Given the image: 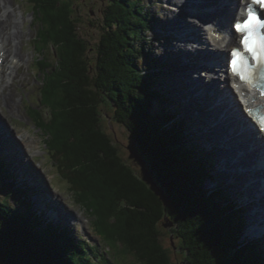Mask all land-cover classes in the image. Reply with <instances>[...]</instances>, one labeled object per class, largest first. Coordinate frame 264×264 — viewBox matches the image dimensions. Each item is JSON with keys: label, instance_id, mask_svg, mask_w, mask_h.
Here are the masks:
<instances>
[{"label": "trees", "instance_id": "1", "mask_svg": "<svg viewBox=\"0 0 264 264\" xmlns=\"http://www.w3.org/2000/svg\"><path fill=\"white\" fill-rule=\"evenodd\" d=\"M33 1L42 22L38 51L51 44L55 50L53 61L38 60L45 82L41 104L29 111L47 137L60 176L93 216L109 251L113 247L121 257V242L142 264H175L161 241L160 223L168 215L186 251L184 264H264L261 245L239 242L243 211L227 188H205L206 180L215 177L212 159L194 143L195 136L186 130L188 120L180 122L167 109L156 110L155 103L173 102L157 88L159 71L149 51L156 18L147 2L107 0L101 40L92 48L75 2ZM106 100L149 159L157 188L123 159L102 129L100 108ZM0 184L14 198L16 193L24 198L16 197L17 205H28L25 210L8 198L0 200V264H119V258L115 262L101 255L97 245L77 241L69 229L62 231L52 222L47 228L46 221L42 229L43 214L25 200L30 187H17L1 156Z\"/></svg>", "mask_w": 264, "mask_h": 264}, {"label": "bare ground", "instance_id": "2", "mask_svg": "<svg viewBox=\"0 0 264 264\" xmlns=\"http://www.w3.org/2000/svg\"><path fill=\"white\" fill-rule=\"evenodd\" d=\"M16 1L0 0V103H6L14 112L18 109L19 104L15 94V83L21 81L25 85V81L31 75L29 72L23 71V65L28 64L31 59V53L27 49L25 51L26 18L24 13L18 11ZM187 1L166 0L164 12L170 17V26L167 24V17L160 15L162 19H165L160 22L163 31L167 33L163 32V36L168 38L167 40L174 39L172 44L175 50L170 54H176L185 60V62H182L181 59L173 60L172 62L173 65L180 63V67L184 71L180 78V80H183L181 88L188 90V92L185 95H180L184 98L188 109L198 113L197 119L199 120L201 138L203 137L202 139L206 142L205 145L215 153L218 168L222 167L224 171L221 173L222 176H225L226 172L233 171L231 173L232 181L240 185H242L241 181L244 184L247 182L246 189L248 192L243 193V202L251 203L260 197L258 200L260 203L255 202L256 206L250 214L249 228L251 224L255 225V223L263 225L260 215L264 219V212H260V210L262 208L264 210V190H261L263 186H261L260 181L264 179V166H261V163L264 162V155L261 158V152L258 150V138L260 136L264 137V133L262 131L255 132L254 129L253 131L247 125H254V121L248 119L251 115L249 108L264 105V95H261V92L256 89L242 88V91L247 93L246 96L249 101L248 106H243L238 92L235 95L240 105L235 98H225L226 91H224L223 87L219 89L220 87L218 86V79L221 78L219 71L224 70L225 66L223 57L237 42V37L232 38L231 36L228 27L229 22L236 14L239 15L241 9L245 6L242 7L243 3L241 1L234 0V8L230 5L228 8L218 9L213 13L209 11L208 13L206 4H199L196 0ZM179 5L183 6L184 12L176 11ZM174 6H177V8H174ZM220 17L223 24L220 26V32L214 36L211 30H206L207 25L204 22L206 20L218 23V18ZM223 33H228L231 38L223 37ZM38 38H41V33H39ZM170 59L165 57L163 61L169 64L171 63ZM32 61L34 62V59ZM188 65L192 67L190 68ZM189 69L192 70L191 73L188 72ZM199 69H202L206 74L201 73ZM234 86L238 88L237 85ZM231 103H233L232 108L229 107ZM10 115L9 113L7 116L2 114L0 118L1 152L15 161L16 168L22 173L23 183L29 179L35 180L33 176L26 173L23 160L17 159L15 155L16 152L22 151L24 144L21 142L25 141L26 138L22 136L21 139L14 141L13 132L15 130L12 131L8 126ZM5 134L7 136L3 144L2 139ZM218 149L225 154L222 157L224 156L227 159L221 160L222 157H216ZM229 158L234 161L232 160L233 162L231 163ZM30 169L33 171L36 170V167L31 164ZM236 170L240 171V173L236 172ZM218 173H220L219 170ZM236 173H239V175H236ZM37 201L40 205L39 207H43V210L50 217L65 222V224H68L67 213L75 214L68 207L59 205L57 203L58 200L54 201L48 192L42 193ZM48 203L51 204V207L47 206ZM58 212H60V215ZM69 222L72 223V221ZM249 232L253 235L261 236L263 234V231L257 228H250Z\"/></svg>", "mask_w": 264, "mask_h": 264}, {"label": "rangeland", "instance_id": "3", "mask_svg": "<svg viewBox=\"0 0 264 264\" xmlns=\"http://www.w3.org/2000/svg\"><path fill=\"white\" fill-rule=\"evenodd\" d=\"M72 1L75 2L76 11L82 19L81 30L83 31L84 37L87 40H89L92 48L97 47V44L101 40V35H102L101 25L104 20L103 8L107 0H72ZM145 1L148 4L149 11L156 18V20H154L153 22L154 29L153 31L149 33V37L151 40L149 42V48H150L149 51H151V57L152 56L154 57L153 65L155 67H158L157 70L159 71L158 72L159 74H157V80H156L157 88L159 89V92L162 95L166 94L165 96L169 100H172L173 102L172 105L170 104L169 106H167L168 104H163L162 106L161 105L159 106V104L155 103L156 110H160V109L166 110L167 109L166 111L175 114L176 119L179 120L180 122H182L183 118L184 119L189 118L188 122L186 123V130L189 131L188 133L192 135H194L196 131L197 136L196 138L193 137L194 143L200 150H202V146L205 149H207L205 145L206 142H204V140L202 139L203 137L201 138L200 127L198 125L199 120L197 119V116L199 115L198 113H194L192 110L188 109L186 102L184 101V98L182 97V95H180V94L185 95L188 92V90L186 89L183 90L181 88V84H183V80H180V78L182 77L181 74L184 73V71H182L180 67V63L176 66L172 64L173 60L181 59L182 62H185V60L176 54H170L173 50H175L172 44L174 43V39L167 40L168 38H165L163 36L164 35L163 32L166 33V31H163V28L160 24V22L164 19V18L162 19L160 15H162L165 18L167 17V24L170 26V17L167 16V13L164 12L165 7L163 4L166 3V0H145ZM34 4L35 3L33 0H17L16 1V7L18 11L20 13H24L25 18H26L25 32L27 34L25 37V51L28 50V52L31 53V59L28 62V64L23 65V71L29 72L31 75L28 77V80L25 81V85H23L21 81H17L15 83L16 99L19 101L18 109H17L18 111L16 110V112H14L11 108H9L6 105V103H3V104L0 103V118L2 114L7 116L8 113L9 115L12 113V115H10V118H8L9 120L8 126L10 127L12 131L15 130L13 132L14 141H17V139H21L22 136L26 138L25 141L20 140L22 141L21 143L24 145L22 146V151L17 150L18 152H16L15 155L17 156V159L23 160L26 173L35 178L34 181L37 187H34L35 191L30 192L29 193L30 196L27 195L25 200H27V202L31 206H33L35 211L38 214H40L41 209L37 201L38 197H40L42 193L48 192L54 201L58 200L57 203H59V205H62L66 208L68 207L70 211L72 212L74 211L75 214L67 213L68 224H65V222H61V221H60L61 222L60 224L63 225L62 227L65 226L67 228L72 229L73 234L77 237V241H80L79 238L81 236L84 238L87 237L91 239L90 244L97 245L99 249V253L101 255L106 254V257L108 259L115 261V262H116L115 258H119L120 259L119 264H142L140 261H138V259L132 253L126 250V248L122 247L123 244L121 242H119V244L117 243V246L120 248V251L121 249L124 250V253L120 254L121 257L117 256V254L113 250V247L109 251V248H108L109 244L103 239V237L100 234L97 233L93 225V216L90 213H88V211L85 209L84 206L76 202V198L74 194L70 192L68 189L69 185L60 176L57 163L53 161L52 155L48 150V145L46 142L47 137L44 135V131L42 130V128L37 126V121L32 117V114L29 111L31 107L36 108L39 106V104H41L39 103V100L42 98L41 90L45 82V75L43 72L39 70L38 60H40L42 57H49L50 60L53 61V58H54L53 50H55L54 48L55 46L51 44V46L46 48L43 51V53H39L38 51L37 46L39 44V39H40L38 38V35L39 33H41L40 30H42V22H40L39 16L37 15V12L34 9ZM26 39L28 40L26 41ZM140 44L142 45V43ZM90 57H91V61L95 64L96 56L93 50L90 52ZM165 57L171 58L170 59L171 63H169V65L174 66V67H171L172 69H170L168 65L166 66V64H163L164 62L163 60ZM33 59H34V62L32 61ZM144 66L145 64H143V67ZM188 67L191 68L192 66L188 65ZM199 71L201 73L206 74V72H204L202 69H199ZM188 72L191 73L192 70L189 69ZM224 76L225 75H223V72H222L221 78L223 81H224ZM53 85L54 87L56 86V81L53 82ZM21 97L23 101L21 100ZM177 100L179 101L180 104L178 103ZM177 108L178 110H175ZM100 112H101L102 129L105 130L110 135V137L113 140V143L117 146L123 159L130 166L135 168L136 171L140 175H142L144 178L146 177L147 179H149V177L145 175V172L142 171L141 163L136 157L137 155H140L143 159L146 160L147 165L145 167L147 169L151 167V163L149 159H147L145 156H143L139 152V149L137 148L138 146L137 142L134 141V139L132 138L131 133L129 132L127 126L116 120L115 106L112 104L111 100H106L104 104L101 105ZM191 127L195 131H193ZM6 136L7 135L5 134V136L2 139L3 144H4V139L6 138ZM222 155L225 156L222 150L218 149L216 157L220 158L222 157ZM224 156L221 158V160L227 159ZM229 159L228 160L231 163L234 161L232 158H229ZM6 160L10 162L11 171L15 169L14 174H16L17 176L16 178H18V181H19V183L17 184V187L23 188L24 185L21 182L23 180L22 173L18 171L14 162H12L10 158L7 157ZM31 164L36 167V170L32 171L30 169ZM220 169H222V167L219 168V171ZM237 171L238 170H236V172ZM232 172L233 171L226 172L225 173L226 175L223 176L225 177L224 179L226 180L230 179L232 181V176H231ZM238 172L240 173V171ZM239 173H236V175L237 174L239 175ZM241 182H242V185H240L239 183L237 184L230 183V187L227 188V192L229 193V196L231 198H236L238 200L236 202L240 204L242 203L241 205L245 207L243 203V197H241L242 196L241 191L242 193H246L247 182L245 184L243 181ZM205 188L213 191V189L215 188V181L213 182L210 179L206 180ZM16 194L17 195L14 198L12 195H10L8 191H3V185L0 184V200H4L8 198L9 202L12 205H16V207L18 205L19 207L22 206V208L24 207V209L26 210L28 205H24V206L23 204L17 205V201H20V200H17L16 197H20V198L22 197L18 193ZM253 204L248 203V205L250 206H246V207H250V209L246 208L247 209L246 212H243L244 221L246 224V226H244V230L246 231H244V233L242 234V238L239 242L242 243V241L246 242L249 240L253 242L255 241V243L257 242L258 245H261V247L264 248V238H255V236H253L252 234L247 235L248 229H249L248 228L249 218L251 217L250 214L252 212L251 210H253ZM58 214L60 215V212H58ZM42 216H43V224L41 228L45 229L44 222L50 216L48 214L46 215L43 214ZM69 221H72V223H70ZM165 222L167 221H163L160 223L161 241L166 246V248L169 250L171 258L175 262V264H184L186 261L185 260L186 251L181 247V244H180L181 238L178 236V233L175 230L177 227V225L175 224L176 222L171 227H165L164 226ZM37 225H38L37 230L41 229L39 224ZM78 227H80L82 232L78 229ZM112 251L114 255H112L113 254Z\"/></svg>", "mask_w": 264, "mask_h": 264}, {"label": "snow or ice", "instance_id": "4", "mask_svg": "<svg viewBox=\"0 0 264 264\" xmlns=\"http://www.w3.org/2000/svg\"><path fill=\"white\" fill-rule=\"evenodd\" d=\"M251 4L264 9V0H251ZM235 30L243 34L241 49L231 52V71L242 81L252 83L255 72L264 69V19L255 11H248L246 19L235 24ZM249 57L255 65L249 63ZM264 95V91L261 93ZM261 123H264L262 118Z\"/></svg>", "mask_w": 264, "mask_h": 264}, {"label": "water", "instance_id": "5", "mask_svg": "<svg viewBox=\"0 0 264 264\" xmlns=\"http://www.w3.org/2000/svg\"><path fill=\"white\" fill-rule=\"evenodd\" d=\"M136 158H137V159L139 160V162L141 163L142 171H144V172H145V175H147V176L149 177V179H147L146 177H145V178H146L147 180H149V182H150L154 187L157 188V187L159 186V185H158V182L156 181L155 177H154L153 175H151L149 168L147 169V168L145 167V166L147 165L146 160L143 159L140 155H137ZM160 192H161L162 194H164V190H163V189H160ZM165 199H166V202L169 201V197H165ZM165 221H167V222L164 223V226H165V227H171V226H173L174 223H175L172 219H170V218L168 217V215L165 216Z\"/></svg>", "mask_w": 264, "mask_h": 264}]
</instances>
